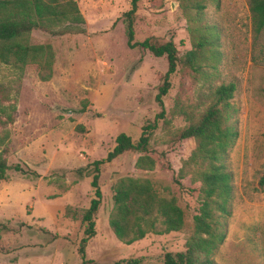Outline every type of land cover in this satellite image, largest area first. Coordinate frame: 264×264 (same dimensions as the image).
I'll return each instance as SVG.
<instances>
[{
	"label": "rangeland",
	"instance_id": "374dc122",
	"mask_svg": "<svg viewBox=\"0 0 264 264\" xmlns=\"http://www.w3.org/2000/svg\"><path fill=\"white\" fill-rule=\"evenodd\" d=\"M75 2L84 20L79 25L82 32L30 31L31 43H49L53 49L48 80L38 78L35 64L0 62V105L13 106L12 121L2 123L5 117L0 113V132L8 133L0 146L2 156L7 164L38 173L7 169L0 179V264H80V218L93 197L88 164L105 156L119 132L135 141L141 126L160 110L155 94L166 69L165 56L127 47L122 12L129 0ZM202 20L218 29L219 57L213 67L201 64V71L193 72L182 63L190 43L178 1L137 2L133 39H171L178 56L170 86L161 97L163 118L150 132L148 146L163 148L172 132L209 104L213 86L233 83L228 123L236 135L222 163L231 172L235 196L225 218L224 239L212 258L216 264H264V190L253 189L264 170V31L252 37L245 0L208 4ZM135 157L136 152H124L99 168L95 233L84 249L95 264L184 248L189 216L181 230L168 232H162L158 217L154 231L130 243L110 230L112 186L119 178H147L160 196L178 193L169 172L134 171ZM84 166L83 176H77L74 169ZM187 168L186 173L193 170Z\"/></svg>",
	"mask_w": 264,
	"mask_h": 264
},
{
	"label": "trees",
	"instance_id": "16d2710c",
	"mask_svg": "<svg viewBox=\"0 0 264 264\" xmlns=\"http://www.w3.org/2000/svg\"><path fill=\"white\" fill-rule=\"evenodd\" d=\"M177 1L190 43L182 63L193 72H200L201 64L213 67L219 57L218 29L215 24L202 18L206 6L211 4L216 7L219 0ZM137 2L129 0V8L122 12L125 18V43L129 48H144L153 56H165L166 69L155 94L160 110L150 123L141 126L135 141L119 132L105 156L88 164L92 167L89 184L93 197L82 210V235L76 251L80 264H95L85 257L84 249L87 240L95 233L92 216L101 197L97 184L99 168L116 156L132 151L136 152L132 166L134 171L149 172L154 168L167 171L178 193L169 197L160 196L147 178H119L112 186V208L108 217V226L114 236L124 243H130L143 237L146 232L154 231L158 217L163 225L162 232L181 230L187 216L190 227H187L188 235L182 250L130 256L115 259L110 264H216L212 255L224 239L225 218L230 214L231 200L235 196L231 172L222 163V157L236 135V130L228 123L229 99L234 85L227 82L213 86L209 90V104L195 119L188 120L186 125L172 132L160 150L150 148L149 135L156 127L157 119L163 118L161 97L170 86V75L175 71L178 56L171 39L162 43H152L148 37L140 41L133 39L132 22ZM245 3L252 37L256 39L264 31V0H245ZM83 21L75 0H0V62L17 66L35 64L38 78L48 80L54 59L53 49L49 43H31L30 31L41 29L56 35L82 32L83 28L79 25ZM7 105H0V113L5 117L2 123L12 121L10 112L13 106ZM7 136L5 130L0 132V146ZM3 152L4 148L0 149V179L5 177L7 169L38 176L34 170L23 168L18 163L7 164ZM86 166L74 169L75 174L83 176ZM188 166H193V170L186 173ZM184 178L188 183L184 182ZM253 189L264 190V170L257 176ZM243 192L247 198L251 197L246 190Z\"/></svg>",
	"mask_w": 264,
	"mask_h": 264
}]
</instances>
